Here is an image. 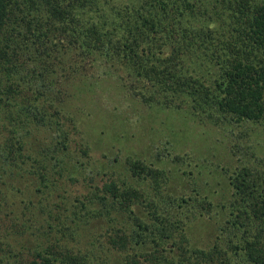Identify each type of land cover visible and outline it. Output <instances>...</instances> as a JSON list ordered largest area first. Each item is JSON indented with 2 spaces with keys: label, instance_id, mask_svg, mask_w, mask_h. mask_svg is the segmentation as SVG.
<instances>
[{
  "label": "trees",
  "instance_id": "1",
  "mask_svg": "<svg viewBox=\"0 0 264 264\" xmlns=\"http://www.w3.org/2000/svg\"><path fill=\"white\" fill-rule=\"evenodd\" d=\"M100 68L146 106L264 128V0H0V184L36 186L0 201L45 214L24 264H106L111 249L124 264H264V158L236 165L214 199L171 192L174 174L133 157L103 171L69 109L70 87ZM95 222L107 229L86 237Z\"/></svg>",
  "mask_w": 264,
  "mask_h": 264
},
{
  "label": "rangeland",
  "instance_id": "2",
  "mask_svg": "<svg viewBox=\"0 0 264 264\" xmlns=\"http://www.w3.org/2000/svg\"><path fill=\"white\" fill-rule=\"evenodd\" d=\"M131 83L139 87L122 71L100 68L98 72H88V77L70 87L69 109L91 145L94 162L103 171L124 173V159L133 157L174 174L171 192L192 194V189H196L202 196L214 199L228 194L227 175L236 165L254 160L252 152L264 158L263 126L248 128L245 134L230 124L216 126L199 117L189 102L181 103L178 109L146 106L130 94ZM111 160L115 163L109 167ZM28 179L26 182L17 175L6 178L10 183L0 184V189L10 202L18 203L36 187L27 188L26 183H34L32 178ZM142 186L148 188L147 183ZM5 207L0 201V264H24L35 246L32 233L45 214L40 208H22L19 204ZM121 216L118 213L117 219ZM203 218L192 228L194 237L202 244L210 240L212 224L206 216ZM93 225L85 232L86 237L100 238L107 225ZM105 256L106 264H124L113 249Z\"/></svg>",
  "mask_w": 264,
  "mask_h": 264
}]
</instances>
